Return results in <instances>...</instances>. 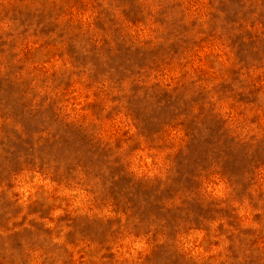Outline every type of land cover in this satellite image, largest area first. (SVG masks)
Wrapping results in <instances>:
<instances>
[{
	"label": "rangeland",
	"instance_id": "374dc122",
	"mask_svg": "<svg viewBox=\"0 0 264 264\" xmlns=\"http://www.w3.org/2000/svg\"><path fill=\"white\" fill-rule=\"evenodd\" d=\"M0 264H264V0H0Z\"/></svg>",
	"mask_w": 264,
	"mask_h": 264
}]
</instances>
